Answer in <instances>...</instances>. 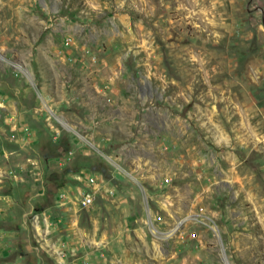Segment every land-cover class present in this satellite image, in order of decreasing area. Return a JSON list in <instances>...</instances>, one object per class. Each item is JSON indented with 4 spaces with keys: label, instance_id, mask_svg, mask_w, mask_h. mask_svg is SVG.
I'll list each match as a JSON object with an SVG mask.
<instances>
[{
    "label": "rangeland",
    "instance_id": "rangeland-1",
    "mask_svg": "<svg viewBox=\"0 0 264 264\" xmlns=\"http://www.w3.org/2000/svg\"><path fill=\"white\" fill-rule=\"evenodd\" d=\"M0 264H264V0H0Z\"/></svg>",
    "mask_w": 264,
    "mask_h": 264
},
{
    "label": "built area",
    "instance_id": "built-area-1",
    "mask_svg": "<svg viewBox=\"0 0 264 264\" xmlns=\"http://www.w3.org/2000/svg\"><path fill=\"white\" fill-rule=\"evenodd\" d=\"M92 181H93V180L90 179V182H92ZM89 201H90V198H89L88 196H85V197L81 200V205L86 206L87 203H89Z\"/></svg>",
    "mask_w": 264,
    "mask_h": 264
}]
</instances>
